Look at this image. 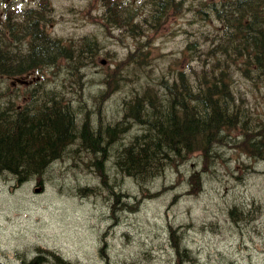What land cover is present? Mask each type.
<instances>
[{
  "label": "rangeland",
  "instance_id": "1",
  "mask_svg": "<svg viewBox=\"0 0 264 264\" xmlns=\"http://www.w3.org/2000/svg\"><path fill=\"white\" fill-rule=\"evenodd\" d=\"M46 1V33L75 50L86 38L96 40L99 54L85 58L90 64L75 92L68 90V74L62 79L53 75L56 68L68 69V61L40 70L32 82L44 81L43 86L59 90L66 101L81 102L90 115L108 121L122 117L128 96L154 87L160 78L172 80L171 67L182 71L187 66L189 44L202 43L203 35L212 38L219 30L218 22L201 20L193 10L207 0H180L181 8L159 29L145 28L136 36L105 27L103 0ZM123 1L143 6L145 16L153 13L148 0ZM4 2L0 0V21L8 9L38 8L36 0H11L14 8L7 9ZM5 25L0 23V36L14 49L15 40ZM139 41L148 44L150 63H121L113 72L108 70L136 50ZM123 72L127 79L118 86L105 84ZM232 77L237 96L264 120V84H253L239 71ZM31 87L15 86L12 95L27 96ZM232 134L236 136L218 146V153L207 158L194 153L150 184L139 186L121 176L118 186L112 185L113 193L106 190L108 176L98 174L93 156L84 150L56 161L40 181L18 185L11 175L0 173V263L20 264L17 252L25 251L31 258L40 248L55 250L74 264H177L178 244L185 245L192 258H183L181 264H264V160L250 157V137L243 140V132Z\"/></svg>",
  "mask_w": 264,
  "mask_h": 264
},
{
  "label": "trees",
  "instance_id": "2",
  "mask_svg": "<svg viewBox=\"0 0 264 264\" xmlns=\"http://www.w3.org/2000/svg\"><path fill=\"white\" fill-rule=\"evenodd\" d=\"M157 1L152 18L159 24L177 5L174 0ZM104 2L108 23L130 25L129 8L116 0ZM206 3L193 7L195 14L201 20L220 21L221 31L206 51L197 48L198 41L188 46L206 55L201 72L191 65L192 75L186 69L170 71L172 80L162 79L160 91L150 88L127 97L122 117L111 121L90 115V111L83 110L81 102L72 99L67 102L56 89H42L39 96L34 91L24 102H20L23 97L18 100L19 97L12 95L15 89L5 85L4 76L48 67L65 58L67 51L68 90L74 91L81 84L82 77L77 75L87 62L85 58L99 53L96 40H84L79 50L68 45L67 50L59 42L41 34L37 36L32 27L39 20L29 16L25 28L32 31L33 38L28 50L27 47L24 50L25 59L18 58L13 49L0 42V173H8L18 185L23 184L42 177L56 161L72 159L75 150H84L93 156L92 166L98 174L103 178L108 176L110 187H105L113 193L112 185L117 187L121 176L133 179L139 186L150 184L194 153L207 158L235 130L243 132V140L250 137L246 149L251 157L264 159V120L257 119L237 96L228 65L224 67L217 59V55L234 59V64H229L230 71H239L253 84H264V0ZM137 51L121 63L139 66L150 63L147 53L140 47ZM125 73L110 76L106 85L118 86ZM130 126L134 127L131 132ZM244 216L247 219L248 215ZM175 248L177 264L183 258L192 259L186 246L175 244ZM17 258L21 264H71L57 251L41 249H37L31 261L24 251L21 255L17 253Z\"/></svg>",
  "mask_w": 264,
  "mask_h": 264
},
{
  "label": "flooded vegetation",
  "instance_id": "3",
  "mask_svg": "<svg viewBox=\"0 0 264 264\" xmlns=\"http://www.w3.org/2000/svg\"><path fill=\"white\" fill-rule=\"evenodd\" d=\"M68 60V51L66 52V60H63V61H67ZM61 60H58L56 62H53V63H59Z\"/></svg>",
  "mask_w": 264,
  "mask_h": 264
},
{
  "label": "bare ground",
  "instance_id": "4",
  "mask_svg": "<svg viewBox=\"0 0 264 264\" xmlns=\"http://www.w3.org/2000/svg\"><path fill=\"white\" fill-rule=\"evenodd\" d=\"M59 60H66V57L65 58H62V59H59ZM58 61V60H57Z\"/></svg>",
  "mask_w": 264,
  "mask_h": 264
}]
</instances>
